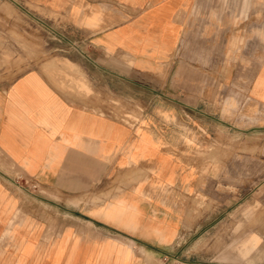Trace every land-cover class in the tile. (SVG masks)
Masks as SVG:
<instances>
[{"label":"crops","instance_id":"0c3cea01","mask_svg":"<svg viewBox=\"0 0 264 264\" xmlns=\"http://www.w3.org/2000/svg\"><path fill=\"white\" fill-rule=\"evenodd\" d=\"M15 1L64 19L90 56L4 49L0 264H161L184 249L181 264H212L230 230L237 249L215 264H241L237 225L208 206L213 184L242 181L241 155L226 172L209 151L248 136L249 181L264 172V0ZM114 98L136 122L106 112Z\"/></svg>","mask_w":264,"mask_h":264},{"label":"rangeland","instance_id":"374dc122","mask_svg":"<svg viewBox=\"0 0 264 264\" xmlns=\"http://www.w3.org/2000/svg\"><path fill=\"white\" fill-rule=\"evenodd\" d=\"M28 8L15 0H0V63H2L0 67L8 62V56L3 55V52L9 46H32L35 52L33 55L35 59L61 56L89 60V52L83 47L82 42L74 35L64 19H58L56 16H51L50 19L45 20L35 18ZM38 12L44 15L42 12ZM104 106L106 107V112L117 119L128 123L137 121L138 114L134 111L131 103L121 102L119 99L114 98L107 105L104 104ZM259 139L264 145V137L258 134L256 141L259 142ZM248 142L249 137L242 135L240 151H235L232 148L234 146L232 144L224 145L223 150L220 147L210 148L209 157L220 155L219 163L224 162L226 164V172L231 170L230 167H227L229 163L238 162V159H231L229 156L240 153L242 181L239 183L213 184L216 188L214 192H216L218 199H215V202L210 199L208 206L211 208L219 202L218 205H222L226 212L225 222L237 225L236 228L239 230L241 238L239 247L241 264H248L250 252L256 253V264H264V172H258L256 178L249 181L248 169L243 167L248 163L244 160V157L250 152L245 148ZM250 153L254 152L251 151ZM256 153L258 161L259 159L264 160V149L258 150ZM212 161L215 163L218 159H212ZM22 184L26 190L37 192V188L29 182L22 181ZM202 201L200 196L197 197V206L202 205ZM227 213L229 214L227 215ZM255 230H257L258 237L256 246L249 250L248 238L250 234L254 235L252 232ZM220 233L223 234V232ZM232 234L231 230L224 232V240H221L224 246L218 247L216 242H214V245L210 242L212 247L209 249V258L213 260L212 264L217 262V254H232L233 250L237 249V247L233 246ZM235 234H238V232H235ZM261 234H263L262 237L260 236ZM191 255L192 253L186 252L184 249L179 253L177 262H174V259L169 254L162 255L161 264H181L183 261L190 260L192 258ZM198 264L200 263L198 262Z\"/></svg>","mask_w":264,"mask_h":264},{"label":"bare ground","instance_id":"6f19581e","mask_svg":"<svg viewBox=\"0 0 264 264\" xmlns=\"http://www.w3.org/2000/svg\"><path fill=\"white\" fill-rule=\"evenodd\" d=\"M75 113V112H74ZM71 119V118H70ZM75 120V119H74ZM88 120V119H87ZM83 121V120H82ZM91 123V122H90Z\"/></svg>","mask_w":264,"mask_h":264}]
</instances>
